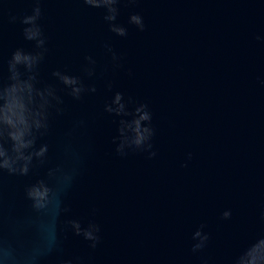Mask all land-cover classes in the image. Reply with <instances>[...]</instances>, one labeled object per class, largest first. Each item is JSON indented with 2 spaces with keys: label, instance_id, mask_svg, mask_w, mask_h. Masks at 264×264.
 I'll return each instance as SVG.
<instances>
[{
  "label": "water",
  "instance_id": "95a60500",
  "mask_svg": "<svg viewBox=\"0 0 264 264\" xmlns=\"http://www.w3.org/2000/svg\"><path fill=\"white\" fill-rule=\"evenodd\" d=\"M31 7V0H0L4 75L12 51L32 48L9 16ZM41 7L48 52L40 79L62 88L51 76L61 70L97 91L78 101L60 93L64 114L53 115L43 141L49 163L35 175L4 178L0 231L28 236L40 224L23 187L49 167L70 166L64 148L71 145L81 164L65 218L94 219L101 242L93 250L69 233L62 252L41 264H202L201 256L231 264L264 237V0H121L116 22L127 28L124 37L109 31L102 9L82 0H42ZM134 13L144 19L142 32L128 23ZM106 44L122 57L121 67L113 66ZM86 56L96 61L91 78L83 71ZM116 91L149 105L155 157L116 154L118 118L103 111ZM225 210L230 219H222ZM201 224L210 240L193 254Z\"/></svg>",
  "mask_w": 264,
  "mask_h": 264
},
{
  "label": "clouds",
  "instance_id": "9594fccd",
  "mask_svg": "<svg viewBox=\"0 0 264 264\" xmlns=\"http://www.w3.org/2000/svg\"><path fill=\"white\" fill-rule=\"evenodd\" d=\"M127 2L135 4L137 0ZM82 3L89 8L103 10V20L110 32L120 37L128 34L127 28L116 22L121 0H82ZM31 4L30 13L10 15L9 23L23 26V38L32 42V48L18 47L12 51L6 61V75L0 64V204L5 177H28L35 175L38 168L48 165L50 145L43 141L50 134L53 115L64 114L65 102L60 93L64 92L78 101L85 94L97 91L95 84H86L81 76L61 70L53 71L51 76L62 88L40 79V66L48 52L47 37L41 24L42 0H31ZM2 14L3 9L0 8ZM128 23L141 32L146 27L139 13L130 15ZM105 47L111 53L113 66L121 67L122 57L110 45ZM85 60L84 73L89 78L94 77L96 61L91 56H86ZM107 88L112 90V82L107 83ZM129 105L134 107L129 109ZM103 111L118 118L114 120L118 125L117 135L112 138L117 155L126 157L129 153H147L149 159L156 156L153 150L156 129L147 103H137L131 97L125 99L124 93L116 91L111 100L105 102ZM64 153L73 161L70 166L58 164L49 167L46 176L24 185L23 197L32 213L40 219V224L31 229L28 236L20 234L8 238L0 231V264H41L62 252L63 240L69 233L88 242L90 249L94 250L100 244L101 226L94 219L65 218L71 212L66 196L80 174L81 160L71 145L65 146ZM188 159H191V153ZM50 214L51 219L46 220ZM230 217V210L222 213V219ZM205 227L201 224L192 234L193 254H202L208 246L210 235L204 231ZM201 260L202 264H209L208 258L201 256ZM60 264H73V261L62 259ZM231 264H264V237L256 239L235 256Z\"/></svg>",
  "mask_w": 264,
  "mask_h": 264
}]
</instances>
